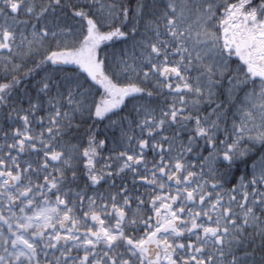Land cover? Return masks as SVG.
Wrapping results in <instances>:
<instances>
[{
  "label": "snow or ice",
  "instance_id": "snow-or-ice-1",
  "mask_svg": "<svg viewBox=\"0 0 264 264\" xmlns=\"http://www.w3.org/2000/svg\"><path fill=\"white\" fill-rule=\"evenodd\" d=\"M0 264H264V0H0Z\"/></svg>",
  "mask_w": 264,
  "mask_h": 264
}]
</instances>
